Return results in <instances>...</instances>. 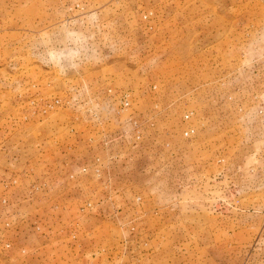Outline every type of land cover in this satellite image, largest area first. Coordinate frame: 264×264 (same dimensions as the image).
<instances>
[{
  "label": "rangeland",
  "instance_id": "1",
  "mask_svg": "<svg viewBox=\"0 0 264 264\" xmlns=\"http://www.w3.org/2000/svg\"><path fill=\"white\" fill-rule=\"evenodd\" d=\"M262 109L264 0H0V264H264Z\"/></svg>",
  "mask_w": 264,
  "mask_h": 264
},
{
  "label": "built area",
  "instance_id": "2",
  "mask_svg": "<svg viewBox=\"0 0 264 264\" xmlns=\"http://www.w3.org/2000/svg\"><path fill=\"white\" fill-rule=\"evenodd\" d=\"M77 7L79 8V5H77ZM145 19H147V16H145ZM112 89L109 88V93H112ZM111 96L114 97V99L118 102V104H120L122 111H127L131 105H133V101H132V95L130 92L128 93H118V92H113V95L111 94ZM263 117L262 119H264V109H262L259 112ZM194 117V112H189L186 113L184 115V120L185 121H190L192 120ZM151 121V120H149ZM128 126L129 129L125 130L124 133H126V135L135 138V141H140L139 139L141 138V132H140V123L138 120H131L128 122ZM196 135V129L194 127H188L185 132H184V136L186 138H192ZM88 169L86 167L82 168V172H87Z\"/></svg>",
  "mask_w": 264,
  "mask_h": 264
},
{
  "label": "crops",
  "instance_id": "3",
  "mask_svg": "<svg viewBox=\"0 0 264 264\" xmlns=\"http://www.w3.org/2000/svg\"><path fill=\"white\" fill-rule=\"evenodd\" d=\"M235 90H237V89H235Z\"/></svg>",
  "mask_w": 264,
  "mask_h": 264
}]
</instances>
